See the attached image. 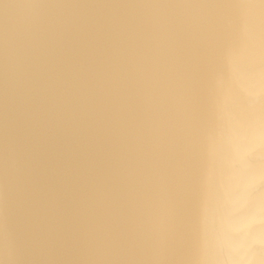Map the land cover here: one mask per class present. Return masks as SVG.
<instances>
[{"label": "bare ground", "instance_id": "6f19581e", "mask_svg": "<svg viewBox=\"0 0 264 264\" xmlns=\"http://www.w3.org/2000/svg\"><path fill=\"white\" fill-rule=\"evenodd\" d=\"M0 264H264V0H0Z\"/></svg>", "mask_w": 264, "mask_h": 264}]
</instances>
